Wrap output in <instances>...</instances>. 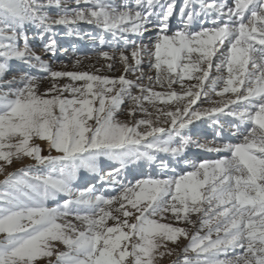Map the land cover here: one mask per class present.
I'll use <instances>...</instances> for the list:
<instances>
[{"label": "snow or ice", "instance_id": "6c2138e0", "mask_svg": "<svg viewBox=\"0 0 264 264\" xmlns=\"http://www.w3.org/2000/svg\"><path fill=\"white\" fill-rule=\"evenodd\" d=\"M61 34L122 73L53 70ZM0 174V264H264V0H0Z\"/></svg>", "mask_w": 264, "mask_h": 264}, {"label": "rangeland", "instance_id": "374dc122", "mask_svg": "<svg viewBox=\"0 0 264 264\" xmlns=\"http://www.w3.org/2000/svg\"><path fill=\"white\" fill-rule=\"evenodd\" d=\"M83 27H88V26H83ZM56 39L58 40L59 44L61 45L62 51H58L56 58L53 59L51 58L49 55L43 54L41 49L39 48V46L37 45V52L38 54H40L42 56V59L46 60V61H50L51 63V67L53 70H61V71H88V72H92V73H96L97 69H100L101 71L98 73L100 75H105V76H109V77H116L119 76L122 73L123 70V66L119 63V61L117 60L115 62V67L113 71H108L106 68V64L109 63V61H106L102 58H98V54L97 52L92 48L91 43L87 40H77L75 37H69L67 35L61 34L58 35L56 37ZM76 44L77 47L74 50L72 45ZM83 44V49L81 50H77V48ZM66 50V51H65ZM108 51H111L110 49H105ZM127 54V53H126ZM118 55V54H117ZM80 59L81 60V64L79 66H74L73 65V61H75L76 59ZM143 71L146 74V76H152L153 77V81H152V87L154 91L157 92H165L167 91L166 86L164 88H161L159 85L156 84L155 82V72L154 70L150 69L147 66V57H145V63L143 65ZM33 74L34 75H41V73L36 72L35 70H33ZM137 75H139V73H137ZM211 76H216V75H222V76H227L226 71L221 72V73H217L215 68L213 67V69L210 72ZM129 79H134V77L129 74L128 75ZM68 82L67 80L62 81V83H66ZM144 84H148V80L145 79L143 81ZM191 83H195V81H187L185 80V85L191 84ZM222 83L221 85H219V87H222ZM48 87V84L42 83L41 84V92L44 91L45 88ZM174 89L177 92L181 91L180 85L176 84L173 86ZM138 93H136L135 91H133V95H136ZM208 95L212 100H220V99H227L231 97V94H225L224 97H216L214 95V93L211 91V89H208ZM145 106L149 108V111H152L154 113V117H155V112L154 110L151 108V106H149L147 104V102H144ZM158 106L163 107V105L159 104V101L156 102ZM129 104L126 103L123 108L124 111L118 116V119H120L121 121H125L128 119L127 115H126V109L128 108ZM201 107H210L211 105L208 103H201L200 105ZM138 118H139V113H138ZM161 126H164L163 123L161 122ZM210 138V136H209ZM36 143L40 144V141H37ZM42 148H44V152L42 154L47 155V150L45 148L44 143L40 144ZM53 155H55V152L52 153ZM190 158L196 161L202 160V159H216L218 158L215 154H206V153H199L197 152V150L195 148L191 149L190 151ZM30 163V161L25 158L22 162L21 161H14V163L10 166L7 167L6 172H14L17 169L24 167L26 165H28ZM183 166L177 167V173H179L181 171ZM187 170V169H185ZM6 174V173H5ZM5 174H0V181H3L5 178ZM145 175H153V176H162L163 173H161L159 170H148L145 169L144 172ZM168 175H171V173L169 172ZM135 176V178H140V176L136 173H129L128 178L129 179H133V177ZM109 194L110 195H117L116 192L109 190ZM159 222L161 223H171L173 224V226H178V227H185L189 229L190 234L192 232H194L196 229L192 228L189 225L177 222L175 220L174 217H172L171 213H167L165 214L164 218L161 219L160 217H155ZM193 220H197V216L193 215L192 216ZM112 221H109V224H111ZM199 227V224L197 223L196 228ZM188 243L187 240H184L183 238L180 239L179 244L178 245H173L169 242L168 247L171 249H175V251L173 252V254L171 256L165 255L163 258L158 257L157 258V264H174V261L177 259V254L180 253V250L186 246ZM62 249V246H60ZM161 251H165V249H161ZM191 255V254H190Z\"/></svg>", "mask_w": 264, "mask_h": 264}, {"label": "bare ground", "instance_id": "6f19581e", "mask_svg": "<svg viewBox=\"0 0 264 264\" xmlns=\"http://www.w3.org/2000/svg\"><path fill=\"white\" fill-rule=\"evenodd\" d=\"M83 47H84V46H83V44H82V45H80V46L77 48V50H81V49H83ZM37 141H39V140H37ZM37 141H36V142H37ZM43 143H44V142L40 141V144H43Z\"/></svg>", "mask_w": 264, "mask_h": 264}]
</instances>
